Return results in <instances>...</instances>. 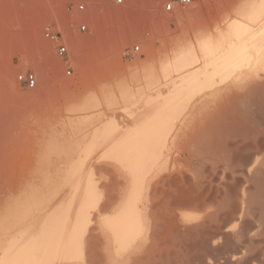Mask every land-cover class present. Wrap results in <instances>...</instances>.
<instances>
[{"label":"bare ground","instance_id":"6f19581e","mask_svg":"<svg viewBox=\"0 0 264 264\" xmlns=\"http://www.w3.org/2000/svg\"><path fill=\"white\" fill-rule=\"evenodd\" d=\"M236 3L230 20L195 29L194 42L188 36L171 55L141 60L130 72L135 88L122 76L121 113L93 131L84 175L69 158L57 175L51 157L37 152L26 167L34 174L10 172L15 145L0 140V264H264V0ZM90 95L84 103L98 101ZM185 128L177 149L188 152L195 175L178 197L171 175L160 174ZM96 169L114 177L115 195L96 185ZM176 198L194 210L173 222L176 207L167 209ZM167 233L178 244L167 245Z\"/></svg>","mask_w":264,"mask_h":264},{"label":"rangeland","instance_id":"374dc122","mask_svg":"<svg viewBox=\"0 0 264 264\" xmlns=\"http://www.w3.org/2000/svg\"><path fill=\"white\" fill-rule=\"evenodd\" d=\"M163 1L126 0L122 5H115L111 0H0V140H5L8 147L15 145L10 151L14 153L8 157L10 172L18 168L34 174L33 170L26 167L30 165L29 162H33L32 152H37L41 160L47 156V161L51 157V167L57 168V175L65 171L63 165L68 163V158L69 161L78 160L81 163L77 177L84 175L87 163L91 161L90 158L84 159V152H88L85 148L91 143V135H95L93 131L112 112L121 113V110L117 111L120 107L116 105L121 104L119 90L125 81L121 80L124 75L129 80L126 79L125 82L135 88L137 82L130 77V72L133 68L135 70V67H140V62V65L145 60L147 63L151 59L150 54L157 57L164 50H169L171 55L173 45L180 44L188 36L191 41L194 30L205 25V22L226 16L230 20L239 0H193L192 3L176 7L171 12L164 11ZM79 4H83L82 10L78 9ZM71 21L84 22L87 25L86 31L70 30L68 23ZM46 23L64 34L68 44V53L64 57H58L53 44L43 37L42 28ZM192 41H195L194 37ZM135 46L139 47L138 51H134ZM68 66L71 68L69 74L66 73ZM26 71L34 72V87L29 88L18 82L17 75ZM94 92L101 99L102 94L106 96L105 99L109 100L110 105L99 98L90 104L84 103L85 98L91 97L88 93ZM108 97L113 102L117 99L118 103L111 105L113 103ZM209 105V111L205 107L204 113L212 111L213 107ZM195 110L193 114L198 120L201 113ZM91 111L102 112L104 116L101 114L88 118ZM117 119H120V126L128 124L119 114ZM195 121L188 126L189 130ZM179 123L177 121L175 126H180L181 129ZM187 128V138L179 132L182 140L176 137V144L175 139L173 142L170 140L173 148L168 153V168H165L167 173L165 171L160 174L164 178L171 175L172 188L177 192L180 190L178 197H181L182 188L190 190L191 179L195 175L192 171L194 162L187 161L188 152L178 150H181L190 135L191 131ZM171 136L173 137V133ZM90 152L103 150L95 148ZM182 153L184 154L181 156ZM53 161L56 164L52 165ZM107 170L110 171L111 168ZM95 171L96 176L93 174V178H98L95 180H98L96 185L99 184L100 189L104 185L110 187H107V191H114L115 195L117 185L114 184V177L103 172L104 176L110 177L106 176L110 179L108 180L100 175L98 169ZM102 177L107 181L99 182ZM58 187L60 194L63 189L70 192L69 186ZM166 189L169 190L167 186ZM180 204L181 199L178 198L171 199L168 203L167 212L176 207L173 209L175 211L169 212L172 213L173 222L176 218L181 219L182 211L194 210ZM171 240L175 241L171 233H167V245L178 244Z\"/></svg>","mask_w":264,"mask_h":264},{"label":"built area","instance_id":"2783aa9c","mask_svg":"<svg viewBox=\"0 0 264 264\" xmlns=\"http://www.w3.org/2000/svg\"><path fill=\"white\" fill-rule=\"evenodd\" d=\"M115 5H122L126 2V0H111ZM193 0H164L163 1V9L164 11L171 12L176 7L186 6L192 3ZM83 4L78 5V9H83ZM68 27L70 30H77L78 32L86 31L87 25L84 22L75 23L73 21L68 23ZM42 35L48 41H50L54 46V51L58 57H64L68 53V44L65 40L64 34L55 29L49 23L43 25ZM138 46L134 47V51H138ZM71 72V68L68 66L66 69V73L69 74ZM17 80L20 83L25 84V86L31 88L36 84V76L32 71H26L23 73H19L17 75Z\"/></svg>","mask_w":264,"mask_h":264}]
</instances>
